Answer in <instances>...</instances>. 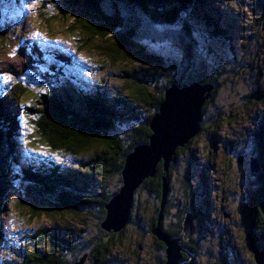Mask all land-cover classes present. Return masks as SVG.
Masks as SVG:
<instances>
[{
	"label": "trees",
	"instance_id": "trees-1",
	"mask_svg": "<svg viewBox=\"0 0 264 264\" xmlns=\"http://www.w3.org/2000/svg\"><path fill=\"white\" fill-rule=\"evenodd\" d=\"M9 1L0 0V41L5 39V24L17 23L23 12L32 10L29 0ZM63 1L57 11L72 17L64 31L76 34L74 51L63 55L51 51L49 45L41 51L28 48L30 41H25L20 45V65L8 61L4 77L6 66L0 61V221L14 211L12 199L18 194L13 197L9 192L17 190L26 200L16 202L15 198V205L26 206L30 219L47 215L57 231L48 234L35 229L30 237L8 242L6 226L0 222V252L14 256L20 264H124L128 258L124 255V260L118 257L112 261V252L122 247L119 238L125 227L117 232L104 229L105 207L123 185L126 156L149 144L150 123L165 91L197 82L211 87L201 109L199 133L177 147L168 167L159 161L154 176L144 179L134 191L129 219L140 215L146 227L138 236L136 250L141 249L138 240L148 235L157 251L155 264H165V245L154 234L158 228L170 239H182L180 262L190 260L186 250L194 255L195 264H242L238 246L236 250L228 242L213 245L205 241L207 248L218 250L215 254L201 251L198 244L202 236L200 210L210 208L207 169L212 165L201 164L194 156L180 158L186 151L193 154V149H198L190 147L201 136L207 137L208 147L203 149L207 155L222 154L218 163L222 183L228 181L229 171L239 170L244 156L258 161L253 181L244 189L242 183L238 186L244 250L251 256L248 264H257L250 240L264 255V0ZM221 1L235 2L236 9L246 8L243 12L231 10L234 18L229 14L225 18L214 5ZM47 20L41 13L39 21L45 24ZM52 46L58 48L54 41ZM91 47L96 51L93 54L103 59L95 61L96 66L106 68L104 60L124 63L122 75L116 76L126 80L113 79L119 90L105 89L111 81L109 73L94 83L89 81L93 74H81L80 63L85 64L79 53L88 54ZM130 57L134 62L126 65L124 60ZM70 70L75 72L74 78L68 77ZM68 80L75 86L68 85ZM22 120L26 130H21ZM242 122L251 127L248 135L235 137L236 128L244 126ZM27 126L35 128L38 135L31 141L32 150L44 149L51 158L28 150L24 154L30 158H19L20 138L28 137ZM231 130L230 137L222 134ZM218 140L222 146L216 145ZM243 140L248 142L249 154H239L242 151L237 146ZM63 154L72 158L68 168ZM206 160L210 162L208 156ZM239 182L242 178H234V184ZM226 192L222 190V195ZM142 197L146 207L141 209L137 199ZM66 215L81 217L77 220L84 230L58 229L66 222L57 219ZM188 215L193 217L192 233L184 239ZM87 221L92 223L91 232L87 231L89 225L84 226Z\"/></svg>",
	"mask_w": 264,
	"mask_h": 264
},
{
	"label": "rangeland",
	"instance_id": "rangeland-1",
	"mask_svg": "<svg viewBox=\"0 0 264 264\" xmlns=\"http://www.w3.org/2000/svg\"><path fill=\"white\" fill-rule=\"evenodd\" d=\"M26 3L27 0H24ZM242 2V0H240ZM219 5L218 3L216 5L218 7V11L224 15L226 18V14H229L232 18H234V15L231 13V10L235 12V10H240L243 12L246 7H239V9H236L232 3L235 2H223ZM30 6H32V10L29 11V13H24L21 15V19H18L19 21L16 23L9 22V24H5V30L2 31V34L5 36V39L0 41V61L4 63L6 66L3 69L2 76L4 77L5 71H8L7 62H17V66L20 65L19 58H23L21 48V42L25 41H31L30 44H28V48H33V46L41 45V44H47L48 42L54 41L55 44L58 46V50H61L62 52L66 53L65 51H74L76 45V41L74 38H76V34H72L71 32L64 31L67 25H70L72 22V17L69 14H59L57 11V6L64 5V1L62 0H29L28 2ZM63 3V4H62ZM211 15H214L215 13L208 11ZM41 13H43L44 19L47 17L48 20L43 24L42 21H39L41 18ZM224 25V23H222ZM235 26V25H234ZM236 27V26H235ZM238 29V27H236ZM55 37V39H52V37ZM238 36V32H237ZM5 45V46H4ZM49 49V48H48ZM90 52L87 53H79L80 58L83 60V64L80 63V70L81 74L86 73L88 76L91 75L92 80L90 79V82H97L96 80H99L100 77H102L103 74L109 73L111 75L110 82L105 87L107 91H113L115 88L116 90H119V88L114 85L116 83L113 82V79L115 81L123 82V80H126L123 77L116 76V75H122L121 69L124 68V63L121 61H115L114 63L111 62V60H104V67H106L108 70L104 72V69L101 66H96L95 61L101 62L100 57L97 56V54H93L96 52L93 47L90 48ZM91 54H93L96 57H93ZM223 56V55H219ZM241 56V54H240ZM127 64H132L134 62V57L131 59V57L127 60H124ZM140 63V62H139ZM90 65H93V69L90 67ZM137 66V64H134ZM120 70V71H119ZM69 74L73 76L75 75V72L72 70L69 71ZM119 77V78H118ZM7 78V77H6ZM79 78V77H78ZM73 84V83H72ZM243 85L239 86L242 87ZM79 87V86H77ZM233 92L232 90L230 91ZM233 95V93H232ZM244 126L240 125L236 128L237 125H234L237 130L234 132V130H231L229 133L222 132L226 137H230V135L233 133L235 137L241 136V133H247L248 130L251 128L248 123L242 122ZM25 125V124H24ZM29 133L28 137H24L23 140H20L21 148L20 151L22 154H18L19 158L27 157V154H24L26 150L30 151V154H37L39 157L43 158H51L50 154H46V150L37 151L35 148L33 151L31 146V141L35 139L38 135L35 133V128L32 126H27ZM22 129L26 130V125L22 127ZM254 129V128H253ZM257 129V127L255 128ZM254 129V130H255ZM228 134V135H227ZM224 135H221L222 139L225 138ZM248 135V133H247ZM246 136H242V138H246ZM233 136V135H232ZM232 137L233 140H235V137ZM28 140V141H27ZM207 137H196L193 140V144H191L192 147H198V149H193L194 153L190 154L191 152L186 151L184 153L185 155L180 158L182 160L183 158L187 159L190 156H194L201 164H211V168L207 169L209 173H207V180L208 181V187L210 188L209 191V200H210V210L208 215V220H214V225L212 226L207 221L206 223L203 221L200 225L199 230L201 238L199 239V246H201V251L208 250V251H215V254L218 253V250L214 247L207 248L205 246V241H212V244L214 245L216 242L230 243V246L232 248H235L237 250V246L239 247V251L237 253L241 254V262L242 264H248V260L251 256H249L248 251L244 250V242H243V230L241 226V193L239 192L238 186L241 187V183L243 184V189L245 188L246 184L253 181L251 170L253 167L250 164V160L252 158L249 157V155L244 156L245 160L242 161V166L239 168V170L229 171L228 172V181H224L222 183V173L221 169L219 168V162L222 159V154L219 156L218 154H209L207 155V152L205 153L203 149L208 147L207 144ZM42 144V143H40ZM33 147H35L36 144H32ZM216 145L222 146L221 141H217ZM248 142L245 140L241 141V143L237 146V149L240 152L239 154H249L250 151L247 149ZM220 148V147H218ZM218 152V151H217ZM217 155V156H216ZM234 155V154H232ZM64 156V166L67 168L69 167L68 161L72 160L71 156L69 154H63ZM207 156L210 158V162L206 160ZM30 158V157H27ZM85 158L90 160V155L86 156ZM250 159V160H249ZM179 160V161H180ZM249 160V161H248ZM22 161V160H21ZM33 164V162H32ZM20 166H23V162H21ZM235 176V177H234ZM234 178H242V182L235 183L234 184ZM233 180V181H232ZM215 186V187H213ZM222 190L227 191L228 193H224L222 195ZM10 196L17 195L18 197H12V208H14L9 215L5 216L3 219H1L0 222H2L6 226V232L8 235L6 236L7 241L9 242H15L19 238H27L31 236V233L33 230H45L48 231V234L50 233H56L57 229H53V220L51 218H48L46 216L37 217L35 219H30L28 214V208L26 206H17L15 205V198H17L16 202L20 199V201L26 200V197L24 196V199H21L20 192L17 190L10 191ZM139 203V207L145 208V200L144 197L137 199ZM17 206V207H16ZM136 206V203H135ZM136 216V215H135ZM71 217V218H70ZM66 215L65 217H61L57 219L58 221L64 223L59 224L57 227L62 232L65 231L67 228H71V230H75V232L81 230H84L82 224H80V221L77 220L81 217H75L72 218V216ZM86 217V216H85ZM140 215L133 217L131 220H129L130 223H128L125 228L122 236L119 238L120 243L122 242V247L119 246L115 249L112 254L114 257L112 258V261L116 260V258L121 257L123 260L125 257L128 259L124 260V264H155L157 251L155 247L152 245V239L146 235L144 238H140L138 241L141 243V249L136 250L137 245V239L140 234H142V228H146L143 225L144 219H139ZM202 219V217H201ZM85 220L83 219V222ZM82 222V221H81ZM89 221H87L84 226L86 227L89 225L87 231L91 232L93 231V227ZM141 229V231H140ZM35 230V231H36ZM70 230V231H71ZM68 231V230H66ZM146 231V230H145ZM13 234V235H12ZM79 235V233H76ZM206 238V239H205ZM201 239H204V242H200ZM28 239L26 242H29ZM79 241L81 239H78ZM6 241V242H7ZM6 242L3 240L2 245H5ZM249 242V240H248ZM253 244L251 243L250 246ZM6 250V248H4ZM135 253V256H134ZM125 255V257H124ZM138 255V256H137ZM204 257V256H203ZM13 259V260H12ZM204 260V259H203ZM200 261V259H199ZM6 262H10L9 264H20L19 261L15 260L14 256H11L10 254H6L5 251L2 253L0 252V264H5ZM231 262V261H230ZM229 262V264H231ZM263 263V260H262ZM85 264H90L89 261H87Z\"/></svg>",
	"mask_w": 264,
	"mask_h": 264
},
{
	"label": "water",
	"instance_id": "water-1",
	"mask_svg": "<svg viewBox=\"0 0 264 264\" xmlns=\"http://www.w3.org/2000/svg\"><path fill=\"white\" fill-rule=\"evenodd\" d=\"M211 87L197 82L185 84L181 87L172 86L164 93V99L158 112L150 123L151 136L149 144L139 146L126 156L121 175L123 185L120 192L116 193L106 205V218L103 228L106 230L120 231L129 223V213L132 207L133 194L144 179L152 178L155 167L163 161L165 167L174 159L177 147L184 146L200 131L201 109L209 99ZM242 163V161H240ZM252 171L258 172L259 166L256 158L250 160ZM166 193V184L163 185ZM192 215H188L184 223V239L191 236ZM157 238L165 245V264H195L193 257L180 262L182 252V239H170L158 228L154 231ZM250 243L257 264H264V255L259 252L253 241ZM251 245V244H250ZM263 260V263H262Z\"/></svg>",
	"mask_w": 264,
	"mask_h": 264
},
{
	"label": "flooded vegetation",
	"instance_id": "flooded-vegetation-1",
	"mask_svg": "<svg viewBox=\"0 0 264 264\" xmlns=\"http://www.w3.org/2000/svg\"><path fill=\"white\" fill-rule=\"evenodd\" d=\"M211 168V167H210ZM213 187H215V186H213ZM203 210V209H202ZM208 210H210V208L208 209ZM200 214H201V217H202V222L204 221L205 223H206V221L208 222V219H207V216L208 215H210V213H209V211H201L200 210ZM209 222H210V220H209ZM208 222V223H209ZM214 223L215 222H213L212 220H211V225L213 226L214 225ZM210 224V223H209ZM154 244H156V243H154ZM184 252L186 253V254H188V255H191L193 258H194V255L193 254H191L190 252H187L186 250H184Z\"/></svg>",
	"mask_w": 264,
	"mask_h": 264
},
{
	"label": "snow or ice",
	"instance_id": "snow-or-ice-1",
	"mask_svg": "<svg viewBox=\"0 0 264 264\" xmlns=\"http://www.w3.org/2000/svg\"><path fill=\"white\" fill-rule=\"evenodd\" d=\"M7 79H8V80H11V79H12V77H11V76H8V77H7Z\"/></svg>",
	"mask_w": 264,
	"mask_h": 264
}]
</instances>
